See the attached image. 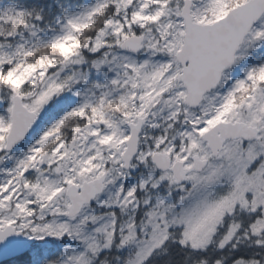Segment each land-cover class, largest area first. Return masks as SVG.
Returning a JSON list of instances; mask_svg holds the SVG:
<instances>
[{
  "label": "snow or ice",
  "instance_id": "obj_1",
  "mask_svg": "<svg viewBox=\"0 0 264 264\" xmlns=\"http://www.w3.org/2000/svg\"><path fill=\"white\" fill-rule=\"evenodd\" d=\"M0 264H264V0H0Z\"/></svg>",
  "mask_w": 264,
  "mask_h": 264
}]
</instances>
